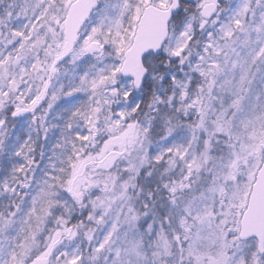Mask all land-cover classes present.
Wrapping results in <instances>:
<instances>
[{"label":"snow or ice","instance_id":"obj_1","mask_svg":"<svg viewBox=\"0 0 264 264\" xmlns=\"http://www.w3.org/2000/svg\"><path fill=\"white\" fill-rule=\"evenodd\" d=\"M0 264H264V0H0Z\"/></svg>","mask_w":264,"mask_h":264}]
</instances>
